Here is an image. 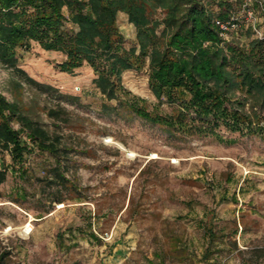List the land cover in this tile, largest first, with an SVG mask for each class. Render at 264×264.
Segmentation results:
<instances>
[{
    "label": "rangeland",
    "instance_id": "obj_1",
    "mask_svg": "<svg viewBox=\"0 0 264 264\" xmlns=\"http://www.w3.org/2000/svg\"><path fill=\"white\" fill-rule=\"evenodd\" d=\"M233 1L240 23H252L257 33H264L258 0ZM118 25L126 46L134 45L135 27L127 14H119ZM235 33L231 30L229 38ZM63 59L60 52L42 49L37 42L21 48L18 65L56 89L47 93L25 83L21 99L70 149L63 152L64 165L76 188L63 190V202L54 200L56 186L49 187L46 176L55 158L36 147L26 157L27 175L8 172L0 185L4 264H150L148 258H155L162 247L169 264H205L206 223L217 231L210 263L264 264V138L225 129L224 137L234 141L181 137L136 115L105 114L93 69L85 65L68 73L58 67ZM123 83L139 105L158 113L170 111L151 92L147 69L126 71ZM12 88L10 69L0 65V89L12 98ZM59 103L69 115L66 122L55 121L57 126L46 107ZM108 136L138 155L128 156L107 142ZM153 152L159 157L151 159ZM5 158L11 165L8 152ZM17 192L19 200H12ZM31 220L33 230L28 233L23 226Z\"/></svg>",
    "mask_w": 264,
    "mask_h": 264
},
{
    "label": "trees",
    "instance_id": "obj_2",
    "mask_svg": "<svg viewBox=\"0 0 264 264\" xmlns=\"http://www.w3.org/2000/svg\"><path fill=\"white\" fill-rule=\"evenodd\" d=\"M120 13L135 27L136 43L130 47L118 25ZM236 13L233 0H0V65L10 69L13 80L12 98L0 89V185L10 170L27 175L26 157L36 147L55 158L46 176L48 186H56L54 200L63 202V190L76 188L64 165L63 152L70 149L61 145L60 134L28 112L21 99L25 83L47 93L56 90L18 65L20 49L32 42L63 54L58 64L62 71L90 66L93 83L104 97L105 114L136 115L181 137L234 141L224 137L225 129L264 138V37L256 25L241 24ZM232 17L239 23L237 33L224 39L216 20ZM142 69L148 71L151 92L159 103L168 104L169 112H153L131 97L123 75ZM46 113L53 122L68 121V111L60 103L47 106ZM18 195L12 200H19ZM204 231L209 243L202 260L221 264L218 259L210 263L217 231L210 223L204 224ZM57 234H63L62 227ZM234 246L238 248L237 241ZM6 254H0V264ZM154 255L148 258L150 264H169L165 248Z\"/></svg>",
    "mask_w": 264,
    "mask_h": 264
},
{
    "label": "built area",
    "instance_id": "obj_3",
    "mask_svg": "<svg viewBox=\"0 0 264 264\" xmlns=\"http://www.w3.org/2000/svg\"><path fill=\"white\" fill-rule=\"evenodd\" d=\"M260 7L264 10V0H258ZM217 25L220 27L221 30V36L224 39H228L229 38V32L231 30H235L238 28V22L235 19V17H232L228 20H223V19H217L216 20ZM257 32V30H256ZM258 34L262 37H264V33L262 32H258ZM31 223V226L29 227V230H26L28 233H30L33 230V225H32V220L29 222ZM28 224V223H27Z\"/></svg>",
    "mask_w": 264,
    "mask_h": 264
},
{
    "label": "bare ground",
    "instance_id": "obj_4",
    "mask_svg": "<svg viewBox=\"0 0 264 264\" xmlns=\"http://www.w3.org/2000/svg\"><path fill=\"white\" fill-rule=\"evenodd\" d=\"M106 141L109 142V143H113V144L117 145L118 147H120L121 149H123L127 153L128 156L134 157V156L138 155V153H136L134 150H132L131 148L127 147L122 142L117 141L116 139L112 138L111 136L106 137ZM157 157H159V155L157 153H155V152H153L152 155L150 156L151 159L152 158H157ZM30 226H31V223H28V224L24 225L23 228L25 230H29Z\"/></svg>",
    "mask_w": 264,
    "mask_h": 264
}]
</instances>
